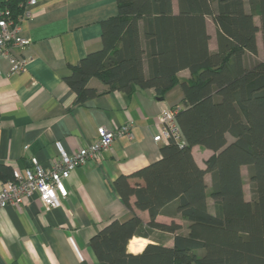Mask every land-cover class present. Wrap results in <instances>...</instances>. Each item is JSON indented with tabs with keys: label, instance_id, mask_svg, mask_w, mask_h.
<instances>
[{
	"label": "trees",
	"instance_id": "16d2710c",
	"mask_svg": "<svg viewBox=\"0 0 264 264\" xmlns=\"http://www.w3.org/2000/svg\"><path fill=\"white\" fill-rule=\"evenodd\" d=\"M25 2L7 0L2 8L17 18ZM116 5V14L99 22L102 47L70 65L63 79L77 103L99 94L92 77L108 90L151 88L161 98L180 85L174 117L182 141L169 138L159 159L113 180L130 215L109 219L90 238L98 264H264V59L245 60L258 53V33L264 49V0H178V13L171 0ZM206 16L217 26L216 51L208 47ZM182 69L188 78L178 76ZM194 145L213 151L204 167ZM0 179L16 181L4 163ZM168 206L182 222L157 219ZM135 210L148 212L145 224ZM151 229L170 234L172 244L153 240L127 251L133 236L149 238Z\"/></svg>",
	"mask_w": 264,
	"mask_h": 264
},
{
	"label": "crops",
	"instance_id": "0c3cea01",
	"mask_svg": "<svg viewBox=\"0 0 264 264\" xmlns=\"http://www.w3.org/2000/svg\"><path fill=\"white\" fill-rule=\"evenodd\" d=\"M6 1L0 0V8L6 7ZM26 2L22 14L14 19L19 34L30 43L8 47L10 54L26 60V69L12 72L8 57L0 56V163L11 167L15 176H22L32 157L49 167L58 155L55 141H61L71 154L91 143L100 126L117 129L132 121L133 138L117 136L103 152L101 161L89 160L76 166L64 180L68 195L60 206L48 207L33 193L22 199L19 208H0V264H98L90 238L109 219L123 220L130 215L113 180L160 158L163 142L153 139L160 131L158 116L165 107L181 105L182 88L177 85L158 99L151 88H138L128 94L108 90L92 77L89 85L99 94L77 103L75 92L63 78L70 73V65L102 47L99 22L116 14V0H36L30 6L31 15L21 18ZM171 8L178 13V0H171ZM206 29L210 35L208 47L216 51L217 26L209 16ZM259 34L258 52L262 44ZM256 59L246 54V63ZM144 73L147 74L146 64ZM178 76L188 78V69L180 70ZM191 151L201 167L213 154L199 145ZM204 178L209 185L210 175L206 173ZM137 181L135 177L130 179L132 184ZM135 213L144 224L147 222L146 210ZM173 215V208L168 206L157 219L182 222ZM149 231V238L133 237L145 243L163 240L172 244L170 234ZM128 245L127 251L132 252Z\"/></svg>",
	"mask_w": 264,
	"mask_h": 264
},
{
	"label": "built area",
	"instance_id": "2783aa9c",
	"mask_svg": "<svg viewBox=\"0 0 264 264\" xmlns=\"http://www.w3.org/2000/svg\"><path fill=\"white\" fill-rule=\"evenodd\" d=\"M35 3L36 0H27L26 9L21 18L31 15L30 6L35 5ZM29 43L28 38L19 34V25L14 18L10 17L8 8L1 7L0 56L6 55L8 57L12 72L24 71L27 62L10 54L8 47L11 45L23 46ZM176 111V107L161 109L158 116L160 131L153 136L154 141L166 142L169 138H172L181 143V135L174 117ZM131 123L132 121L127 122L117 129H109L104 126L98 127L96 138L71 154L65 150L61 141H55L54 146L58 155L49 167H43L35 157H32L29 165L24 168L22 176H16V181L0 180V208L7 205L19 208L22 199L33 193H36L41 202L48 207L60 206L63 199L68 195L64 180L68 178L70 172L76 166L89 160L101 161L103 152L110 147L117 136L126 135L129 139H132Z\"/></svg>",
	"mask_w": 264,
	"mask_h": 264
},
{
	"label": "rangeland",
	"instance_id": "374dc122",
	"mask_svg": "<svg viewBox=\"0 0 264 264\" xmlns=\"http://www.w3.org/2000/svg\"><path fill=\"white\" fill-rule=\"evenodd\" d=\"M258 36L261 39V35L259 34ZM256 57L258 59H264V49L262 47V44L260 45L259 52L257 53ZM242 173H243V178H244V181H245V184H244L245 198L249 199L250 198L249 185H248V179H247L246 169L245 168H243ZM209 203H210V205H212V200L211 199H209Z\"/></svg>",
	"mask_w": 264,
	"mask_h": 264
},
{
	"label": "bare ground",
	"instance_id": "6f19581e",
	"mask_svg": "<svg viewBox=\"0 0 264 264\" xmlns=\"http://www.w3.org/2000/svg\"><path fill=\"white\" fill-rule=\"evenodd\" d=\"M147 242V241H146ZM145 241L142 240L141 238L139 237H136L134 239H131L129 241V245H128V248L129 250H131L132 252H139L141 250H143V247H145Z\"/></svg>",
	"mask_w": 264,
	"mask_h": 264
},
{
	"label": "water",
	"instance_id": "95a60500",
	"mask_svg": "<svg viewBox=\"0 0 264 264\" xmlns=\"http://www.w3.org/2000/svg\"><path fill=\"white\" fill-rule=\"evenodd\" d=\"M158 99H161V97H158Z\"/></svg>",
	"mask_w": 264,
	"mask_h": 264
}]
</instances>
